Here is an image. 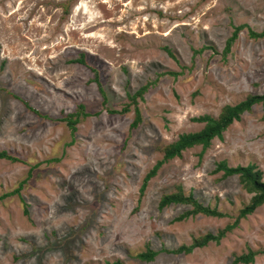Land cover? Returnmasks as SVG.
<instances>
[{"label":"rangeland","instance_id":"1","mask_svg":"<svg viewBox=\"0 0 264 264\" xmlns=\"http://www.w3.org/2000/svg\"><path fill=\"white\" fill-rule=\"evenodd\" d=\"M251 31H264V0H0V151L18 158L0 159V264H245L251 250L264 264V204L239 219L253 194L216 172L254 165L264 180L262 103L202 156L163 163L140 195L163 148L204 127L194 118L264 94V37ZM147 84L133 128L128 97ZM180 188L223 216L160 209ZM237 219L219 243L174 252Z\"/></svg>","mask_w":264,"mask_h":264},{"label":"trees","instance_id":"2","mask_svg":"<svg viewBox=\"0 0 264 264\" xmlns=\"http://www.w3.org/2000/svg\"><path fill=\"white\" fill-rule=\"evenodd\" d=\"M64 11L68 12V5L64 6ZM243 26H238L234 29L232 36L226 41L224 48V55L228 54L231 51V47L234 41L238 37V33L242 30ZM251 34L254 37H264V31L256 33L251 31ZM80 62L86 64V61L82 57ZM95 81L98 85L99 78L96 74ZM149 85L141 87L134 95H130L131 104L136 105L135 108V118L132 123V127H137L142 121L141 111L137 107V98L143 97V94L148 90ZM257 103H262L264 105V94L263 95H249L246 99L241 101L236 105H225L220 114L217 117L210 115H203L194 118L193 120L198 123H204V127L198 132L183 133L179 135L178 139L173 143L165 146L163 148L164 155L163 159L158 161L153 168L148 172L143 180V184L140 188V195L142 196L145 192V189L148 185L149 180L154 177L160 168L166 161L173 159L175 157H180L182 152L186 149L193 148L195 146H201L202 151L200 156L210 147L212 141L215 138H222L223 133L233 124L234 121L241 119V115L244 112L251 111L252 106ZM130 104H127L125 110H129ZM85 112V107L80 105L78 110L74 114H70L65 118L67 125L71 129L72 134L76 131V125L79 123L82 116H87ZM0 159H9L17 161V157L9 155L6 151H0ZM223 171L225 177L231 175H238L239 180L243 188L250 194H253L250 203L245 205L239 214V219L246 217L248 214L252 213L258 206L264 204V180L262 179V173L259 170H256L254 165L247 166H236L232 167L227 164V162H221L217 165L216 172ZM19 190V189H18ZM17 190V193H19ZM180 191L164 195L160 202V209L164 208L171 204H187L192 206V210L185 213L186 215L181 216L180 219L188 217L189 215L204 214L207 216H223L216 208H211L209 206H204L199 201H197L192 194L184 195L181 188ZM239 219L234 223L228 225L224 230L220 231L217 235L209 233L202 237L196 238L193 240L190 245H182L179 249L174 250L175 253H186L189 254L196 248L205 247L209 242L214 241L219 243L221 239L226 235L227 231L232 230ZM170 251V250H168ZM259 251H249L248 254L242 255L236 259V262H242L249 264L254 262L256 255ZM157 255V252H154L150 249H147L146 252L138 254V257L142 260H152ZM106 264H121L120 262H106Z\"/></svg>","mask_w":264,"mask_h":264}]
</instances>
